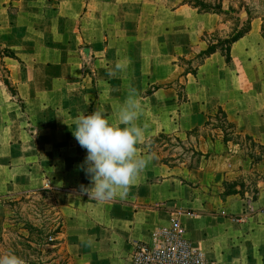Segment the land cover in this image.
I'll return each instance as SVG.
<instances>
[{
  "label": "crops",
  "instance_id": "1",
  "mask_svg": "<svg viewBox=\"0 0 264 264\" xmlns=\"http://www.w3.org/2000/svg\"><path fill=\"white\" fill-rule=\"evenodd\" d=\"M237 1L223 0V8ZM262 27L254 17L231 64L215 52L182 77L188 100L181 101L176 85L147 90L178 78V57L204 49V33L225 29L226 36L222 15L185 0H0V46L17 56L0 52L8 79L0 70V239L3 200L49 190L64 217L58 238L76 264H132L134 244L151 242L173 218L212 264H264V185L258 180L256 199L222 195L226 182H247L261 170L247 150L225 144L221 129L205 126L221 106L239 131L264 144ZM118 60L126 70L109 76ZM129 87L145 126L138 150L154 159L125 198L97 202L82 191L91 183L78 167L87 151L69 125L97 108L112 119ZM163 132L209 156L192 167L163 163L147 151Z\"/></svg>",
  "mask_w": 264,
  "mask_h": 264
},
{
  "label": "clouds",
  "instance_id": "2",
  "mask_svg": "<svg viewBox=\"0 0 264 264\" xmlns=\"http://www.w3.org/2000/svg\"><path fill=\"white\" fill-rule=\"evenodd\" d=\"M126 68L127 65L118 60L108 74L115 77ZM138 95L135 88L129 87L112 119L97 108L77 115L73 120L74 128L67 123L77 143L87 151L78 167L91 183L81 186L82 191L97 202L125 198L154 159V154L144 155L138 150L145 140V126L138 123L142 114ZM0 264H24V260L9 250L0 252Z\"/></svg>",
  "mask_w": 264,
  "mask_h": 264
},
{
  "label": "trees",
  "instance_id": "3",
  "mask_svg": "<svg viewBox=\"0 0 264 264\" xmlns=\"http://www.w3.org/2000/svg\"><path fill=\"white\" fill-rule=\"evenodd\" d=\"M185 3L192 5L199 12H212L219 15H223V13L228 14L237 12L233 5H230L227 9L223 8V0H220V2L215 5L208 2L207 0H185ZM246 11L248 17L245 20L241 19L240 16L236 17L238 25L236 28H234L231 34L226 36H218V31L213 32L212 34L204 33L202 35V39L207 41V46L204 49H201L199 52L188 57L179 56V64L184 67L183 62H185L187 67H184L183 72L175 80L179 78L181 79L182 77L186 79L189 73L196 74L199 66L215 52H220L225 57L227 64H231L233 62L232 47L234 43L250 31L251 21L254 17H257L251 15L249 8H246ZM239 12L241 13V10ZM262 35L264 36V24L262 27ZM1 54L17 57L15 53L9 48H3ZM6 83L8 84V81ZM175 84L176 83H174V81H171L165 84L153 85L147 90V94H151L153 91L161 87H171ZM178 86L179 87H177V89L180 100L187 101L188 96L186 93V82L181 81L178 83ZM205 126H212V128L221 129V137L225 144L232 142L235 145L238 144L240 148H243V145H245L248 149V154L251 156L254 163L255 161L264 158V144L257 142L249 134H244L243 132L239 131L235 122L228 118L226 111L221 106L218 107L213 113L209 114V119L206 121ZM217 134L220 135V133ZM170 137L172 136L164 132L152 137L147 146V151L151 152L155 150L152 145L154 141H159L161 139L167 140ZM174 138L180 140L178 136H175ZM254 147H256L257 150H255ZM194 153L199 156H207L209 154L197 150L194 151ZM161 161L165 164L171 165L168 163V161ZM224 186L225 189L222 192L223 196L231 194H240L242 196L245 195L244 184L240 182H226ZM258 192L259 186L257 185L253 196H251V199H256ZM6 199L3 200L4 205ZM60 216L61 220L58 222V225L56 227L53 226L50 228L51 233L47 234L46 237L43 238L44 235L42 232H37L39 238L34 240L31 237L34 228L31 226L28 235H18L16 244H0V252L11 250L24 260V264H76L75 259L64 248L62 251H60L62 244L58 237L64 228V217L61 214ZM50 237L54 238L51 240L53 242L48 241ZM2 240L3 238L1 237L0 241ZM51 245H53L54 248H47Z\"/></svg>",
  "mask_w": 264,
  "mask_h": 264
},
{
  "label": "rangeland",
  "instance_id": "4",
  "mask_svg": "<svg viewBox=\"0 0 264 264\" xmlns=\"http://www.w3.org/2000/svg\"><path fill=\"white\" fill-rule=\"evenodd\" d=\"M207 1L213 5L220 2V0ZM236 4L237 6L233 5L237 10L236 13H223L222 15L223 20L227 22L229 30L227 35L231 34L234 28L238 25L236 17L240 16L239 11L241 10L242 12L246 10V8L250 9L251 15L261 17L264 24V0H239ZM247 17L248 15L243 17V20ZM223 30L225 29L218 30V36H221ZM2 50L3 48L0 46V52H2ZM195 53H197V51L193 54ZM183 64L186 68V63L183 62ZM0 70H2L4 80L8 81L5 67L1 68L0 65ZM173 81L177 84H175L176 87H179L178 83L181 82V79L179 78ZM200 134H206V130H202ZM152 145L155 151L159 154L160 159L168 161L171 165H181L183 163L184 166L191 167L196 166L197 163L203 159V156H199L194 153L197 149L194 147L192 142H184L181 138L180 140L173 137H170L167 140L161 139L159 141H154ZM243 148L248 151L245 145H243ZM254 149L257 150L256 147H254ZM263 159L255 161L258 169L261 170L260 173H257V175L251 174L252 179L250 177L247 182H240L244 184L245 194H247L249 198L253 196L256 186L259 183L258 180L261 181L259 186L261 183L264 185V163L261 162ZM183 181L187 182L185 179H183ZM60 220L61 216L57 202L49 190L23 193L12 198H7L5 202V212L1 220L3 240L0 241V244H16L18 235H28L31 226L34 228L31 235L34 240L39 238L37 232H42L44 238L47 234L51 233L50 228L53 226L56 227ZM48 241L53 242L50 239H48ZM47 248H54V246L51 245ZM62 250L63 246L60 248V251Z\"/></svg>",
  "mask_w": 264,
  "mask_h": 264
},
{
  "label": "built area",
  "instance_id": "5",
  "mask_svg": "<svg viewBox=\"0 0 264 264\" xmlns=\"http://www.w3.org/2000/svg\"><path fill=\"white\" fill-rule=\"evenodd\" d=\"M54 238L50 237V240ZM132 264H212L202 250L185 236L179 218L157 228L151 242L139 241L131 253Z\"/></svg>",
  "mask_w": 264,
  "mask_h": 264
},
{
  "label": "water",
  "instance_id": "6",
  "mask_svg": "<svg viewBox=\"0 0 264 264\" xmlns=\"http://www.w3.org/2000/svg\"><path fill=\"white\" fill-rule=\"evenodd\" d=\"M246 15H247V11H246V10L242 11V12L240 13V17H241V19H243V17H245Z\"/></svg>",
  "mask_w": 264,
  "mask_h": 264
}]
</instances>
